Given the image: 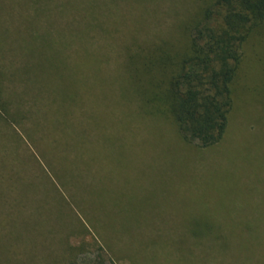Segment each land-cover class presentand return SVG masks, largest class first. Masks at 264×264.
I'll list each match as a JSON object with an SVG mask.
<instances>
[{
  "label": "rangeland",
  "instance_id": "374dc122",
  "mask_svg": "<svg viewBox=\"0 0 264 264\" xmlns=\"http://www.w3.org/2000/svg\"><path fill=\"white\" fill-rule=\"evenodd\" d=\"M30 1L0 0V64L18 68L0 92L34 100L19 123L0 106V264H264V95L199 148L143 115L124 71L202 0ZM70 9L96 19L85 52Z\"/></svg>",
  "mask_w": 264,
  "mask_h": 264
},
{
  "label": "trees",
  "instance_id": "16d2710c",
  "mask_svg": "<svg viewBox=\"0 0 264 264\" xmlns=\"http://www.w3.org/2000/svg\"><path fill=\"white\" fill-rule=\"evenodd\" d=\"M39 3L31 0L27 8L30 11ZM71 10L64 13L78 15L81 26L86 19L83 10L77 14ZM85 23L87 39L85 45L81 42L79 52L91 48L88 35L91 30L96 31L95 18ZM180 28L155 43L137 44L136 50L129 48L124 71L143 115L169 122L185 142L206 149L227 136L236 107L242 109L258 95H264V83L261 87L246 85L254 78L264 82V0H202ZM79 30L82 32V27ZM72 34L70 31L62 38L60 53L67 63H73L66 54L71 44L67 39ZM10 64L11 61L0 64V70L14 73L18 68L11 69ZM3 84L5 90L11 87ZM5 95L0 92V106L13 102L16 123L34 107V100L27 96L17 105L13 97L8 99ZM24 103L29 105L28 111L23 109ZM11 113L8 112L9 117ZM36 148L35 159L43 160L47 171L46 164H51V159ZM54 172L48 171L56 186L58 175ZM87 264L107 262L97 257Z\"/></svg>",
  "mask_w": 264,
  "mask_h": 264
}]
</instances>
